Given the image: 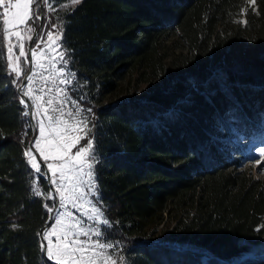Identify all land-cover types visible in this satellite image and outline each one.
Masks as SVG:
<instances>
[{"label": "trees", "instance_id": "1", "mask_svg": "<svg viewBox=\"0 0 264 264\" xmlns=\"http://www.w3.org/2000/svg\"><path fill=\"white\" fill-rule=\"evenodd\" d=\"M245 3L47 0L39 6L44 34L59 24L76 81L99 77L102 94L134 64H151L173 28L192 53L189 74L144 99L94 107L98 200L109 219L102 231L124 264H264L263 251L234 263L264 238V181L237 171L247 146L228 139L264 133V0H256L245 25L233 22ZM6 57L0 37V264H50L41 229L51 216L45 205L56 201L34 194L39 187L51 195V188L24 156L36 130L17 89L23 79ZM175 201L188 210L173 231L179 245L144 239Z\"/></svg>", "mask_w": 264, "mask_h": 264}, {"label": "snow or ice", "instance_id": "2", "mask_svg": "<svg viewBox=\"0 0 264 264\" xmlns=\"http://www.w3.org/2000/svg\"><path fill=\"white\" fill-rule=\"evenodd\" d=\"M39 2L40 0H0V8L3 9L0 13V37L7 39V66L16 74L17 78L23 75L21 58L26 63L29 61V53L25 50V41L33 39V27L29 21L39 19L37 8L33 7ZM43 2L47 3V0H43ZM71 2L76 5L81 0H71ZM251 2L254 3V0ZM47 7L49 11L53 10L51 4H47ZM243 22L246 23V21ZM61 37V31L58 30L55 34L49 31L46 34L47 51L39 50L40 43L35 44L30 56L36 69H47L48 65L41 62L45 59L53 69L55 68L50 53L57 51L58 41ZM14 39L15 42H13ZM40 39L41 42H44V37ZM63 55V52L59 53L61 59H63ZM59 71L63 75L64 70L60 69ZM36 75L37 73L33 72L26 76L30 83L27 85V90L23 91V95L29 97L36 108L34 115L37 118L39 138L24 151V156L27 157L28 164L35 173L39 174L38 179L47 177L50 185L55 186L54 190L59 196L61 208L67 209L70 205L73 209H81L85 208V204L91 205L90 211L85 209L84 215L90 220L108 225L107 219H101L103 217L101 209L86 199L88 193L85 191V184L95 194V180L92 171V161L95 157L91 156L93 143L87 137V121L73 119V122L69 123V120L64 118V101L61 100L59 105L54 106L56 97L49 98L42 103L43 96L35 95L32 87ZM70 75L72 74L70 73ZM49 78H43L45 84ZM60 83L67 84L70 81L62 79ZM38 91L42 92L43 88ZM62 93H64V89L58 88L57 96ZM21 103L24 101L21 100ZM45 103L48 107H45ZM50 111L52 114H49ZM24 115H28V113L25 112ZM67 116H73L71 110L67 112ZM73 133L76 134L73 135ZM82 139L87 141L86 145L78 146ZM73 149H76L74 154ZM34 152L39 153L46 170H42ZM33 191L37 196L45 195V198L55 199L54 196L42 193L39 187L34 188ZM45 207L49 213L54 211V207L48 205ZM82 225L83 221L73 212L67 210L54 218L53 224L49 225L42 234L40 244L41 251L50 264H117V260L107 251L115 245L102 243L99 239L93 240V236L100 237L102 235L101 230L85 228ZM81 237L85 239H81Z\"/></svg>", "mask_w": 264, "mask_h": 264}, {"label": "rangeland", "instance_id": "3", "mask_svg": "<svg viewBox=\"0 0 264 264\" xmlns=\"http://www.w3.org/2000/svg\"><path fill=\"white\" fill-rule=\"evenodd\" d=\"M245 4L241 7V9L238 11V13L234 14L232 19L235 23H241L242 25H245L247 23V14L252 9L253 11L258 10V5L256 4V0H254V3L251 2V0H245ZM42 3L43 0H42ZM40 3V7L42 5ZM51 4V2H50ZM44 5V4H43ZM42 5V7H43ZM36 5H33L35 7ZM39 6L35 7L37 8V11H39ZM244 10V11H242ZM0 11L2 13L3 9L0 8ZM39 20L36 19V25L39 28V34L36 37V40L33 43V49L35 48L36 43H40V49L47 51V41H46V32L44 34L43 29V19L44 14L43 11L40 12ZM33 20L29 21V24L33 27L32 36L34 33V26L32 23ZM243 21H246L244 23ZM55 31H51L54 34L59 30L60 27L59 24L55 25ZM41 37H44V42H41ZM62 38V37H61ZM4 45L6 47V54H7V39L3 38ZM15 42V39L14 41ZM29 44L30 41H25V50L29 53ZM59 48L56 52L50 53L53 63L55 65V68H52V65L48 64V60H42V63H45L48 65L47 69H36L34 67V63L32 66V70L30 71V57L29 61L26 63L23 58H21V67L23 69V75L20 77L23 79L26 75L32 74L33 72H36L37 75L35 77V81L32 83V87L34 90L35 95H41L43 96L42 103L46 102L49 98L56 97L54 100V106L59 105V102L61 100L64 101V110H65V119L69 120V123L73 122V119H79V120H86L87 121V137L91 139V142L93 143V149L91 152V156L95 157L94 152V139L92 138L93 128H94V118H95V112L94 107H109L110 105L118 104L119 102L123 100H130V99H144V97L148 94H150L155 89L162 88L166 85H169L172 83L173 78H178L184 74H189V63L191 60L192 53L188 50L187 42L180 36V33L177 29L173 28L171 31L168 32V36L166 38H163L161 40V44L159 45V52L156 55L155 58L151 61V64H139L136 63L133 66H131L129 69L125 70L123 73H121L120 79L116 80L117 86L114 90L106 93H101L102 84L101 81L98 80L99 77H86L83 80H81L80 83L76 81V75L74 73H71L69 69L67 68V64L63 59L60 58L59 53L63 52L62 46H61V39L58 41ZM18 54V52H17ZM64 54V52H63ZM60 69H63V75L60 74ZM11 70V69H10ZM12 72V71H11ZM70 73L72 75H70ZM16 75V74H15ZM50 77L45 84L43 81V78ZM62 79H68L70 83L67 84H61L60 80ZM53 80H55V83H53ZM23 81V80H22ZM30 82L27 81L25 85L22 87V91L27 90V85ZM21 84V83H20ZM19 84V85H20ZM43 88V91H38V89ZM64 89V93L57 96V89ZM72 91L79 92L80 99H75L72 95ZM91 94H93V98H91ZM89 95V96H87ZM29 98V97H28ZM32 108H33V119L35 121V125H37V118L35 117L34 113L36 111V108L32 102V100L29 98ZM29 106V105H28ZM45 107H48V105L45 103ZM71 110L73 113L72 117L67 116V112ZM78 112V115H77ZM30 113V112H29ZM49 114H52L51 111ZM56 115H59L56 113ZM43 119V116H41ZM227 120V119H226ZM229 120V119H228ZM227 120V121H228ZM231 121V119L229 120ZM228 121V122H229ZM263 131H264V119H263ZM38 126V125H37ZM218 129L225 130V125L221 123L220 121L217 122ZM36 130V129H35ZM35 140L39 138V129L35 132ZM76 133H73L75 135ZM229 136L228 139L235 138L237 139L239 144L246 145V154L243 156V159L241 161V166L237 167V171H245L250 173L252 176H255L257 178H260V180L264 181V133L261 134L258 137H254L252 140H244L241 136ZM82 139L80 141V145L83 146L86 145V142L83 143ZM34 143V142H33ZM231 145V144H230ZM31 146V145H30ZM232 146V145H231ZM73 154L75 153L76 149H73ZM34 155L37 158V161L40 162L41 168L44 169L41 160L42 158L39 156L38 152H34ZM93 163V174H94V180H95V194L92 193V190L87 187V185H84L85 191L88 193L86 199L92 201L96 207H99L101 211L103 212V217L101 219H108L107 213L104 211L101 202L98 196L97 192V184H96V174H95V159L92 161ZM45 170V169H44ZM51 174V173H49ZM85 179H87L85 177ZM55 187V186H54ZM48 195V194H47ZM51 196H54L53 190L51 189ZM56 201V198L54 199ZM56 206V202H55ZM54 206V207H55ZM91 205L85 204V208L81 209H73L70 205L65 208H61L60 205H58L57 211L55 213V217L58 216L60 213L64 211H70L73 212L76 217H79L80 220L83 221V227L88 228H99L102 232V235L100 237L93 236V240L99 239L102 243H111L106 241L105 236L103 234V227L107 226L103 223L93 221L88 219L87 216L84 215L85 209H89L90 211ZM192 207L189 208V210ZM187 207H182L177 201L170 202L165 210H163L160 217L152 221V223L149 225V228L147 229V235L144 236V239L151 238L155 242H172L176 245H179L177 242V237H174L173 231L174 228L178 222V220L181 217L186 216V210ZM54 217V218H55ZM53 224V222H52ZM51 224V225H52ZM174 237V238H173ZM81 239H85L84 237H81ZM115 245V247L107 249L108 253L113 256L114 259L117 260V264H124V256L120 253L119 246L115 243H112ZM251 251L245 254L240 260L234 261V263H237L238 261H241L245 259L246 257H251L254 255H258L259 252H262L264 254V238H260L257 240L256 243L251 244ZM122 257V260H121Z\"/></svg>", "mask_w": 264, "mask_h": 264}, {"label": "water", "instance_id": "4", "mask_svg": "<svg viewBox=\"0 0 264 264\" xmlns=\"http://www.w3.org/2000/svg\"><path fill=\"white\" fill-rule=\"evenodd\" d=\"M32 23H33V26H34V33H33V36H32L33 39H32V41H30V44H29V49H30V50H29V57H30V66H31V67H30V71L32 70V66H33V62L31 61L30 52L33 50V43H34V41L36 40V37H37L38 34H39V28H40V25H39V27L36 25L35 20H33ZM28 75H29V73H28ZM26 76H27V75H26ZM26 76L23 78L22 83H21L20 85H18L17 89H18V91H19V94L24 98V100H25V101L28 103V105H29V108H30V118H31V121H32V123H33L35 129L37 130V126L35 125V121H34V119H33L34 117H33V113H32V111H33L32 104H31L29 98L23 95V91H22V87H23V86L25 85V83L27 82ZM34 140H35V137H33V139L31 140L30 145L33 144ZM41 163H42V165H43V167H44V169H45V164H44V162H43L42 160H41ZM45 170H46V169H45ZM49 173H50V172H49ZM49 173H48V174H49ZM49 175H50V174H49ZM48 184H49V187L53 190V193H54V195H55V198H56V206L54 207V211L51 212V216H50V218H49V221H48L47 224L41 229L43 233H44V231L48 228V226L52 224V222H53V220H54V217H55V213H56L57 208H58V205H59V196H58V194L55 193V190H54L55 187L52 186V185H50V182H49V181H48ZM43 233H42V234H43ZM45 258H46V256H45ZM46 260H47V258H46ZM47 261H48V260H47ZM48 262H49V261H48ZM49 263H50V262H49Z\"/></svg>", "mask_w": 264, "mask_h": 264}]
</instances>
